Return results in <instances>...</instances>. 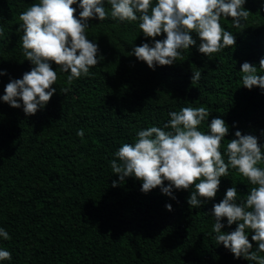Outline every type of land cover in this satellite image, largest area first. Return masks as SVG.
<instances>
[{"label": "trees", "instance_id": "obj_1", "mask_svg": "<svg viewBox=\"0 0 264 264\" xmlns=\"http://www.w3.org/2000/svg\"><path fill=\"white\" fill-rule=\"evenodd\" d=\"M37 2L0 0V69L7 72L0 76V97L10 79L22 78L34 66L23 55L22 33L16 29L20 13ZM72 7L78 17L81 9ZM104 7L109 17L90 20L86 30L105 57L88 77L69 86L68 73L53 63L56 92L35 115L26 116L22 106L0 100V227L11 237H0V249L12 253L11 261L0 264H255L234 258L212 232L210 210L226 189L236 187L241 203L253 187L238 171L230 168L228 177L220 178L214 200L190 209V190L173 189L176 199L159 187L143 193L142 181L133 177L112 187L119 175L110 161L117 159L122 144L135 142L138 130L163 128L168 113L182 107L210 110L199 126L202 132L209 131L214 117L225 120L229 133L222 153L236 130L256 136L264 146V90L244 87L240 71L247 61L264 75L259 69L264 0H246L250 13L240 28L232 26L231 17H221L222 27L236 36V46L209 58L198 51L193 33L197 45L181 50L173 65L155 70L131 55L135 45L151 44V38L140 33L138 22L113 20L107 0ZM194 72L201 76L192 83ZM63 87L70 91L61 93ZM80 129L83 139L77 135ZM223 223L225 232L236 227L229 228L226 219ZM251 235L249 230V240Z\"/></svg>", "mask_w": 264, "mask_h": 264}, {"label": "clouds", "instance_id": "obj_2", "mask_svg": "<svg viewBox=\"0 0 264 264\" xmlns=\"http://www.w3.org/2000/svg\"><path fill=\"white\" fill-rule=\"evenodd\" d=\"M107 2L113 20L138 22L140 33L151 38V44L135 45L131 55L153 70L157 66L173 65L181 50L197 45L193 33L199 39L198 51L209 58L236 46V36L222 27L221 17H231L232 26L240 28L250 13L244 7L246 0H156L154 5L152 0ZM74 4L81 9L78 17ZM108 17L104 0H39L31 4L20 13L21 23L16 30L22 33L23 55L34 66L22 78L10 79L0 100L13 108L22 106L26 116L35 115L56 92L52 85L56 84L58 75L53 63L61 72L68 73L69 86L82 76L88 77L90 68L105 57L98 43L88 39L86 30L90 20L103 21ZM162 34H166L164 39H156ZM259 69L264 71V57L259 60ZM240 71L244 87L264 90V75L257 74L255 65L245 61ZM5 74L6 70L0 69V76ZM200 76V72H194L191 82L198 81ZM68 91L70 87L60 88L61 93ZM210 113L203 106L182 107L179 112L168 113L170 119L163 128L151 126L138 130L135 142L122 144L114 154L117 159L110 161L112 172L119 175V180L112 181V187L122 184L126 177H133L142 181L143 193L159 187L163 194L176 199L173 189L190 190L189 208H200L203 203L214 200L220 178L228 177L230 168L235 169L253 187L241 203H237L236 187L226 189L223 198L210 210L215 218L212 232L216 234L217 244H223L234 258L264 264V256L258 254L264 252V167L258 166L264 162V146L256 136L236 130L235 138L229 140L222 153V141L229 133L225 120L214 117L208 123V132L199 130ZM77 135L83 139L84 130H78ZM165 207L172 210L171 204ZM225 219L229 228L236 224L234 230L222 231ZM0 237L11 238L2 227ZM253 242L256 251L252 250ZM6 260H12V253L0 249V261Z\"/></svg>", "mask_w": 264, "mask_h": 264}]
</instances>
